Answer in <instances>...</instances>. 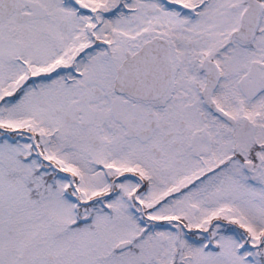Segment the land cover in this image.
Listing matches in <instances>:
<instances>
[{
	"label": "snow or ice",
	"instance_id": "obj_1",
	"mask_svg": "<svg viewBox=\"0 0 264 264\" xmlns=\"http://www.w3.org/2000/svg\"><path fill=\"white\" fill-rule=\"evenodd\" d=\"M0 264H264V0H0Z\"/></svg>",
	"mask_w": 264,
	"mask_h": 264
}]
</instances>
